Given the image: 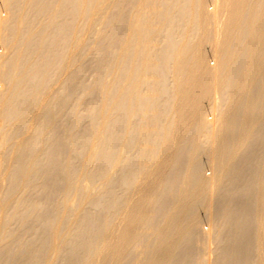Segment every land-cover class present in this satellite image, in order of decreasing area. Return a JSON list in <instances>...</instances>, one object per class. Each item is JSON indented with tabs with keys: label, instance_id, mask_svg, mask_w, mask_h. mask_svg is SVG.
Masks as SVG:
<instances>
[{
	"label": "bare ground",
	"instance_id": "6f19581e",
	"mask_svg": "<svg viewBox=\"0 0 264 264\" xmlns=\"http://www.w3.org/2000/svg\"><path fill=\"white\" fill-rule=\"evenodd\" d=\"M0 264H264V0H0Z\"/></svg>",
	"mask_w": 264,
	"mask_h": 264
},
{
	"label": "rangeland",
	"instance_id": "374dc122",
	"mask_svg": "<svg viewBox=\"0 0 264 264\" xmlns=\"http://www.w3.org/2000/svg\"><path fill=\"white\" fill-rule=\"evenodd\" d=\"M208 4L211 5V0H208ZM209 54H210V53H209ZM209 54H208V55H209ZM208 60H209V62H211L210 65H213V64H214V62L212 61L213 58L211 57V55H209V59H208ZM208 174H209V172H208Z\"/></svg>",
	"mask_w": 264,
	"mask_h": 264
}]
</instances>
